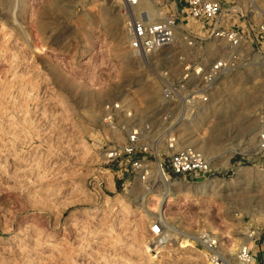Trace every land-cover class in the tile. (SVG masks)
I'll list each match as a JSON object with an SVG mask.
<instances>
[{"label":"rangeland","instance_id":"obj_1","mask_svg":"<svg viewBox=\"0 0 264 264\" xmlns=\"http://www.w3.org/2000/svg\"><path fill=\"white\" fill-rule=\"evenodd\" d=\"M254 1L250 27L264 21V0ZM164 3L158 12H180L181 35L165 51L140 56L126 37L117 44L112 33L114 18L117 32L125 31L120 0H0V264H204L202 230L217 233L228 253L241 243L261 256L264 51L249 46L191 106L175 105L163 95L161 72L178 76L177 55L189 39L182 30L203 31L181 5ZM222 53L204 55L212 60ZM152 87L157 98L149 108ZM110 102L131 107L138 123L151 125L153 164L165 157L171 132L178 146L194 145L210 159L214 188L200 196L201 182L178 184L166 210L172 236V226L192 234L195 249L175 243L158 255L150 248L157 256L151 261L135 236L123 241L103 234L111 222L116 231L136 227L140 234L143 224L135 218L153 216L160 198L151 193L141 206L142 189L126 193L120 183L116 191H94L103 108ZM100 191L122 194L136 213L127 220L118 206L95 217L81 214L101 199Z\"/></svg>","mask_w":264,"mask_h":264},{"label":"built area","instance_id":"obj_2","mask_svg":"<svg viewBox=\"0 0 264 264\" xmlns=\"http://www.w3.org/2000/svg\"><path fill=\"white\" fill-rule=\"evenodd\" d=\"M166 1L160 3L158 0H120L126 15L125 31L129 46L140 56L167 49L174 45L181 35L183 20L180 18V12L174 9L172 14H166L157 10L167 6L164 3ZM173 1L177 6L181 5V10L186 11L201 25L203 35L195 36L192 30H182L189 34V39L186 38L187 50L180 51L177 55L178 68L173 71L179 72L178 76L172 77L170 69L161 72L164 80L162 90L167 101L181 107L191 106L195 98L199 97V92L211 89L243 56L249 46L264 51V21H259L251 27L248 25L247 14L250 11L244 9L249 0ZM142 5L154 6L156 14H139V10L144 7ZM211 40L219 44L220 53H223L220 57L208 60L204 54L208 55L207 42ZM101 128L102 145L98 148L97 167L100 171L97 170L94 179V191H116L120 183L127 193L129 189L132 192L134 187L139 186L142 189L141 201L145 204L148 195L157 194L156 188L159 184H164L161 182V176H154L158 169L169 181V192L178 184L199 183L209 179L214 173L208 156L194 145L178 146L173 132L166 137L165 157H158L156 165L153 164V145L147 140L150 138L152 127L138 123L131 107L122 102H110L105 105ZM259 147L264 165V132L261 134ZM106 171L112 174L114 190L107 187ZM149 220L147 241L152 251L166 248L172 239L168 222L153 216ZM254 233L255 231L252 235ZM259 236L264 238V211L261 215ZM198 239L203 247V256L209 264H264V245L261 256L258 257L257 251L249 244H243L234 253L226 252L219 237L207 230H202Z\"/></svg>","mask_w":264,"mask_h":264},{"label":"bare ground","instance_id":"obj_3","mask_svg":"<svg viewBox=\"0 0 264 264\" xmlns=\"http://www.w3.org/2000/svg\"><path fill=\"white\" fill-rule=\"evenodd\" d=\"M144 6V5H142ZM255 1L254 0H249L248 2H246L245 4V11H253V8L255 9ZM255 11V10H254ZM156 13V9L154 6H144L142 7L140 10H139V14H143V15H146V16H150L152 14ZM119 20V19H118ZM125 23V22H124ZM117 21L115 20V18L113 19L112 23H111V28H112V33L113 35L115 36V39L117 40V44H120L122 39L123 38H127V34H126V31H122V35L120 32H117ZM128 39V38H127ZM166 49H163L162 51H165ZM208 50H209V53L211 54H219V52L221 51L220 47H219V44L215 41V40H211L208 42ZM169 54V53H168ZM167 55V54H166ZM169 56V55H168ZM167 56V57H168ZM259 56H262L264 57V54L262 55H259ZM126 63V62H125ZM129 65V64H128ZM126 72L128 73V71L126 70ZM133 72V71H132ZM136 72V71H135ZM134 72V73H135ZM134 76V75H133ZM222 78V77H221ZM147 80V79H146ZM219 80V79H218ZM221 81V80H220ZM149 84V83H148ZM155 85V84H154ZM215 86V85H214ZM143 89V88H141ZM153 89V87L151 88ZM155 90V87L154 89ZM156 95V90H155V94L153 92H149L148 95L146 96V100H148V103H147V106L149 108H151V106H153V104L155 103L154 100L157 98V95ZM141 112H143V109L140 110ZM184 117V116H182ZM194 117V116H193ZM191 116L187 115L186 116V119H190ZM193 119V118H192ZM257 144V143H256ZM259 140H258V145H259ZM89 150H90V147L87 145L86 146ZM97 158H99V153H97ZM221 164H219L220 166H224V165H227L228 163L225 161V162H219ZM158 164H159V160L157 161V167H158ZM216 165V163H214ZM97 170L100 171V168ZM96 170V171H97ZM159 171H155L154 172V176L157 178L159 176H161V182H164V184H159V185H162V188L157 189V194H159L158 196L160 197L159 199H157V203H156V208H155V212H152L154 214L153 217H157V218H161V220L164 221H167V205L172 201V198H170V195H171V192H169V181L165 178V176L162 174V172L160 171V169H158ZM108 176V185L107 187L110 188V189H115L114 188V184H113V181H112V174L109 173V171H106L105 172ZM169 178V177H167ZM215 184H214V180H210V179H207V180H204L202 181L201 183H199V185H196V193L200 196H205L207 193H209L213 188H214ZM190 187V186H189ZM82 191H86V188H83ZM87 192V191H86ZM88 193V192H87ZM100 200L96 202V205L91 208V209H87V208H84V209H81L79 210V212L83 215H87L88 217H95L96 216V213H98V211L100 210H107V211H110L111 210V213H113L116 208H118V206H120L123 210H124V216L126 217L127 220H129L130 216L134 215L136 212L131 208L129 202H127L126 198L120 194V193H115L114 196H110V195H107L105 194L104 192L100 191ZM138 201H139V204L141 205H144V203L141 201L142 200V194L140 193L138 195ZM117 205V206H116ZM141 205V206H142ZM144 209V208H143ZM113 215V214H112ZM109 216H111V214H109ZM151 218V213H145V214H142L138 217H136L135 219L137 221H139V223L143 224V226H146V224L149 225V222L150 220L148 221V219ZM115 220L112 219V221ZM108 227V232H104L103 234L105 235H109L111 237H115V238H118L120 240H123V241H126L132 237H134L135 233L133 232V235H131V231H135V229H137L136 227L133 229V230H130V229H126L124 231H116V228L113 226V222L109 223L107 225ZM130 228V227H129ZM147 228V227H146ZM172 229H173V233L174 235L172 236V239H171V244H169L168 246H172L174 245L175 243H178V249L182 248L183 249H195V245H194V242L192 240V237L191 236L192 234H189L185 231H182V230H177L176 228H173L172 226ZM171 229V230H172ZM130 230V231H129ZM148 230V229H147ZM216 230V229H215ZM212 231V230H210ZM217 231V230H216ZM148 232V231H146ZM179 234L175 237L176 234ZM213 233V231H212ZM211 234V233H210ZM215 234V232L213 233ZM217 234V233H216ZM215 234V235H216ZM145 235H148V233L146 234H143L141 236H139V241L143 244L144 246V252H146L150 258V260L152 261L155 257V255L152 254L151 252V245H149V243H147V236ZM250 235V234H249ZM117 236V237H116ZM198 236V235H197ZM217 236V235H216ZM135 238V237H134ZM135 238V239H137ZM249 242V241H248ZM243 244L239 243L238 244V249L242 246ZM167 246V247H168ZM180 247V248H179ZM225 247V245H224ZM167 249V248H166ZM165 250L164 249H160L157 251V254H161L162 251ZM195 251H198V250H195ZM200 253H201V250H200ZM203 256V252L201 254ZM203 260H204V264H209L207 262V260L203 257Z\"/></svg>","mask_w":264,"mask_h":264},{"label":"crops","instance_id":"obj_4","mask_svg":"<svg viewBox=\"0 0 264 264\" xmlns=\"http://www.w3.org/2000/svg\"><path fill=\"white\" fill-rule=\"evenodd\" d=\"M147 227V228H146ZM142 230H141V232H140V234L139 233H137V231H132V233H131V235H133V232L135 233L134 235H135V238H139V236H141V235H143V234H149V225L148 224H146V226H142V228H141ZM148 229V230H147ZM146 231H148V232H146ZM137 236V237H136ZM145 236H147V238H148V235H145ZM136 239V240H134V242L136 243V244H138V245H141V242L139 241V239Z\"/></svg>","mask_w":264,"mask_h":264}]
</instances>
